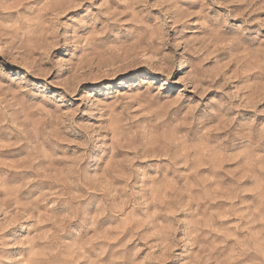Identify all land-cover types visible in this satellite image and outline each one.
<instances>
[{
	"label": "clouds",
	"instance_id": "9594fccd",
	"mask_svg": "<svg viewBox=\"0 0 264 264\" xmlns=\"http://www.w3.org/2000/svg\"><path fill=\"white\" fill-rule=\"evenodd\" d=\"M0 264H264V0H0Z\"/></svg>",
	"mask_w": 264,
	"mask_h": 264
}]
</instances>
